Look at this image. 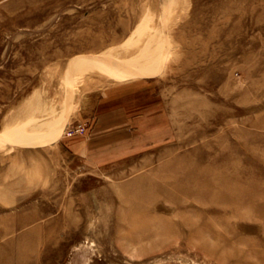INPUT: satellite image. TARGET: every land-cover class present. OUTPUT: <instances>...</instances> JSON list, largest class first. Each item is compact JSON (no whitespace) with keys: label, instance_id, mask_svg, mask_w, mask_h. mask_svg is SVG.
Masks as SVG:
<instances>
[{"label":"rangeland","instance_id":"rangeland-1","mask_svg":"<svg viewBox=\"0 0 264 264\" xmlns=\"http://www.w3.org/2000/svg\"><path fill=\"white\" fill-rule=\"evenodd\" d=\"M144 83L133 142L72 149ZM0 264H264V0L0 4Z\"/></svg>","mask_w":264,"mask_h":264},{"label":"crops","instance_id":"crops-1","mask_svg":"<svg viewBox=\"0 0 264 264\" xmlns=\"http://www.w3.org/2000/svg\"><path fill=\"white\" fill-rule=\"evenodd\" d=\"M6 1L8 0H0V4ZM143 85H146V83L135 84L134 87L117 88L110 92V98L102 97L100 94L94 104H86L80 112V118L87 115L91 116L87 129L88 135L83 139H81L82 137L73 139L71 141L72 149L84 157L110 158L117 155L120 148H124L127 143L133 142L137 131L131 126L141 123L142 119L134 116L135 113H132L131 105L127 106V103L137 101L135 93L137 89H140V94H142ZM138 99L137 105L133 108L141 113L143 110V96L140 95ZM148 99L146 103L152 101V97ZM108 101L112 103L109 105ZM152 118L150 116V119ZM149 124H152V122H149Z\"/></svg>","mask_w":264,"mask_h":264},{"label":"built area","instance_id":"built-area-1","mask_svg":"<svg viewBox=\"0 0 264 264\" xmlns=\"http://www.w3.org/2000/svg\"><path fill=\"white\" fill-rule=\"evenodd\" d=\"M87 127H88L87 122H82V121L69 124L64 131V136L65 137L82 136L86 133Z\"/></svg>","mask_w":264,"mask_h":264}]
</instances>
